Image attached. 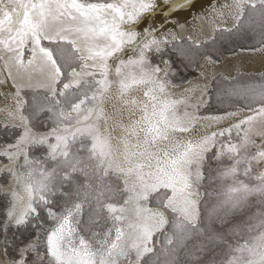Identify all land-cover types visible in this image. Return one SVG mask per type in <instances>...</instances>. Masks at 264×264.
Segmentation results:
<instances>
[{
  "label": "snow or ice",
  "instance_id": "1",
  "mask_svg": "<svg viewBox=\"0 0 264 264\" xmlns=\"http://www.w3.org/2000/svg\"><path fill=\"white\" fill-rule=\"evenodd\" d=\"M257 53L264 0H0V264H264Z\"/></svg>",
  "mask_w": 264,
  "mask_h": 264
},
{
  "label": "bare ground",
  "instance_id": "2",
  "mask_svg": "<svg viewBox=\"0 0 264 264\" xmlns=\"http://www.w3.org/2000/svg\"><path fill=\"white\" fill-rule=\"evenodd\" d=\"M223 2H224V0H219V3H223ZM229 2H231V0H229ZM218 23H219V21H218ZM227 23L229 24V26H231V21H227ZM197 24H199L201 26L202 31L197 30V31L193 32V38L194 39L204 40L213 34L207 21H204V22L197 21ZM188 34H189L188 32L179 31L178 32V38L179 39H185ZM217 35H218V33H217ZM258 46L259 45L254 46V47H258ZM245 55H246V58L241 63L243 64V70L246 73H248L249 75H258L260 72H264V60H262L260 58L258 53L255 55H250V56L248 54H245ZM0 106H2V105H0ZM107 110L109 112H111V106L110 105L108 106ZM214 127H215V125H213V128ZM120 203H122V201ZM157 236H159V234H157Z\"/></svg>",
  "mask_w": 264,
  "mask_h": 264
},
{
  "label": "rangeland",
  "instance_id": "3",
  "mask_svg": "<svg viewBox=\"0 0 264 264\" xmlns=\"http://www.w3.org/2000/svg\"><path fill=\"white\" fill-rule=\"evenodd\" d=\"M235 42L237 43H242L245 47H254L257 46L258 44H256V40L258 39V37L254 36L253 33L245 31L244 33L241 34L240 37L237 38H233ZM254 77H258V75H251ZM10 140V137L3 135L2 133H0V143L6 142ZM215 161L212 162L213 167L215 166ZM227 163V161H226ZM215 174V173H213ZM242 179H244L243 177H241ZM85 178L83 176L80 177V181L82 182ZM207 183V181L205 182ZM113 187H115V185H113ZM209 191H211V188H209ZM122 201V196L117 193L113 198H112V202L114 203H120ZM252 211H255V208H252ZM111 226V222L108 221L107 224L105 225V228L110 227ZM230 239L232 240L233 243L236 242L237 239H239V237L236 238H232L230 237ZM157 247H159V245H157ZM219 253H220V249L217 248L214 252V255L217 256V258H219Z\"/></svg>",
  "mask_w": 264,
  "mask_h": 264
}]
</instances>
